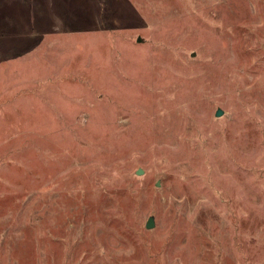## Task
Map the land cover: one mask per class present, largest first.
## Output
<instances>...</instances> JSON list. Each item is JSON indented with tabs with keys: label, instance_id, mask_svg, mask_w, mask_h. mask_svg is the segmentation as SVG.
Segmentation results:
<instances>
[{
	"label": "rangeland",
	"instance_id": "obj_1",
	"mask_svg": "<svg viewBox=\"0 0 264 264\" xmlns=\"http://www.w3.org/2000/svg\"><path fill=\"white\" fill-rule=\"evenodd\" d=\"M0 264H264V0H0Z\"/></svg>",
	"mask_w": 264,
	"mask_h": 264
},
{
	"label": "water",
	"instance_id": "obj_2",
	"mask_svg": "<svg viewBox=\"0 0 264 264\" xmlns=\"http://www.w3.org/2000/svg\"><path fill=\"white\" fill-rule=\"evenodd\" d=\"M138 41H139V40H138ZM220 115H222V110L217 109V110H216V113H215V116L218 117V116H220ZM141 173H142V172H141L140 169L137 170V172H136L137 175H139V174H141ZM152 227H153V219H152V218H149V219L147 220V223L145 224V228H146V229H150V228H152Z\"/></svg>",
	"mask_w": 264,
	"mask_h": 264
}]
</instances>
